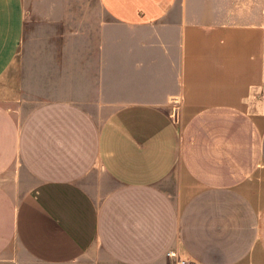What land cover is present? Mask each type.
Instances as JSON below:
<instances>
[{
  "label": "crops",
  "instance_id": "0c3cea01",
  "mask_svg": "<svg viewBox=\"0 0 264 264\" xmlns=\"http://www.w3.org/2000/svg\"><path fill=\"white\" fill-rule=\"evenodd\" d=\"M168 251L264 264V0H0V264Z\"/></svg>",
  "mask_w": 264,
  "mask_h": 264
},
{
  "label": "built area",
  "instance_id": "2783aa9c",
  "mask_svg": "<svg viewBox=\"0 0 264 264\" xmlns=\"http://www.w3.org/2000/svg\"><path fill=\"white\" fill-rule=\"evenodd\" d=\"M173 100L176 101V98H173ZM166 254L169 255V256H173L174 252L173 251H168ZM178 263L179 264H184V260H179Z\"/></svg>",
  "mask_w": 264,
  "mask_h": 264
},
{
  "label": "rangeland",
  "instance_id": "374dc122",
  "mask_svg": "<svg viewBox=\"0 0 264 264\" xmlns=\"http://www.w3.org/2000/svg\"><path fill=\"white\" fill-rule=\"evenodd\" d=\"M166 256L169 257V258H173V259L175 260V261H174V264H179V263H178L179 260H182L181 258H177V259H176V253H174L173 256H169V255H167V254H166Z\"/></svg>",
  "mask_w": 264,
  "mask_h": 264
}]
</instances>
